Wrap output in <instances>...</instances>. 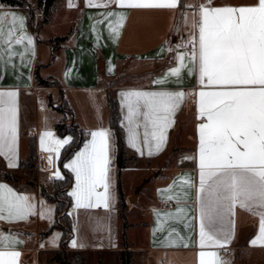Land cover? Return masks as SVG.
<instances>
[{
    "label": "crops",
    "instance_id": "crops-1",
    "mask_svg": "<svg viewBox=\"0 0 264 264\" xmlns=\"http://www.w3.org/2000/svg\"><path fill=\"white\" fill-rule=\"evenodd\" d=\"M47 1L26 0L27 7L0 1V10L25 18L24 29L14 33V36L24 37L21 43L13 40L10 48L0 45V92L17 93L16 166L10 167L4 156H0V165L19 170L20 164L29 158L32 139L36 148L32 163L34 185L20 187L15 182L0 180V184L15 193L28 196L35 206L33 214L24 220L0 219V235L6 238L0 240V251L19 252L15 264H42V253L62 246L64 230L52 228L57 219L56 203L42 194L41 187L52 192L53 180L64 177L60 157L74 135H61L55 125L69 108L70 124L86 131L87 137L65 162V167L92 140V132L104 129L111 135L107 208L102 203L99 207H77L76 198L70 195L76 188V174L66 167L74 177L68 189L71 234L65 241L67 250L83 253L90 264H122L123 250L130 252L131 264H199L201 250L216 251L221 259L234 264L237 260L233 253L238 248L249 255L244 264H264V244L251 243L259 235L260 217L239 206L232 217L234 233L230 242L224 248L201 249L199 193L197 188L183 183L186 178L197 185L199 182L198 125L204 120L199 116L198 92L210 89L200 83L198 70L189 62L186 54L191 51L190 46H177L186 43L189 33L195 32L191 25L194 10L183 5H199L203 0H179L176 9H134L108 0H92L91 3L89 0H54L47 21L41 22ZM254 3L256 0H212L213 7ZM28 9L33 14L32 24ZM108 13L124 14L122 25L118 26L117 15ZM9 26L6 20L5 33ZM27 37H31V44ZM182 54L187 66L180 69L178 76L172 75L171 69L180 67L177 57ZM40 79L51 83L45 85ZM131 90L185 94L172 117L174 123L166 132V142L159 152L153 149L152 155H148L144 144L143 116L137 118L141 124L138 148L128 144V111L121 93ZM109 93L119 102L126 145L127 163L121 170L116 161ZM68 138H71L70 143L59 146L58 153L45 150L57 147L55 140ZM57 172L60 178L55 176ZM119 178L126 203L124 217ZM97 191L103 189L98 187ZM92 203H96L95 199ZM165 203L171 205L165 206ZM178 209H184L182 216L168 217ZM74 240L76 246H73ZM170 244L174 246H167ZM3 259L12 260L9 256Z\"/></svg>",
    "mask_w": 264,
    "mask_h": 264
},
{
    "label": "snow or ice",
    "instance_id": "snow-or-ice-1",
    "mask_svg": "<svg viewBox=\"0 0 264 264\" xmlns=\"http://www.w3.org/2000/svg\"><path fill=\"white\" fill-rule=\"evenodd\" d=\"M108 2L134 9L179 6V0ZM183 6L194 10L191 25L195 32H190V39L177 47L190 46L191 51L186 54L189 62L198 70L200 83L210 89L198 92L199 116L204 120L198 125L199 182L197 185L191 178L183 181L199 193V247L224 248L230 242L236 206L259 215V235L251 243L264 244V0H256L252 5L219 7H213L212 0H203L199 5ZM108 15L119 17L118 26L125 18L122 13ZM182 19L187 24L184 13ZM6 20L10 22L7 33L3 27ZM24 23L23 16L0 10V45L10 48L13 40L21 43L24 37L14 33L22 31ZM27 42L32 43L31 37H27ZM177 59L180 67L171 69V74L176 76L187 66L183 63L185 54ZM184 95L168 91L122 92V102L128 111V144L138 148L141 124L137 118L143 116L148 155L153 154V149L159 152ZM16 96L15 91L0 92V156L8 159L10 167L16 166ZM110 135L104 129L92 132V140L66 165L76 174V188L70 195L76 198L77 207H99L101 203L106 208L109 206ZM70 139L55 140L57 147L45 150L58 153L59 146L70 143ZM41 143L43 147V137ZM48 159L51 161V157ZM55 176L60 178L59 172ZM98 187L103 191L98 192ZM34 207L28 196L0 184V219L24 220L33 214ZM183 214L184 209H178L168 217L179 218ZM3 239L6 238L0 235V240ZM72 243L76 246L75 240ZM19 255L15 251H0V264H15ZM5 256L12 260L5 261ZM199 258V264H228L216 251L201 250Z\"/></svg>",
    "mask_w": 264,
    "mask_h": 264
},
{
    "label": "trees",
    "instance_id": "trees-1",
    "mask_svg": "<svg viewBox=\"0 0 264 264\" xmlns=\"http://www.w3.org/2000/svg\"><path fill=\"white\" fill-rule=\"evenodd\" d=\"M1 2L8 3L10 5H18L27 7L26 0H0ZM54 0H48L44 6V16L41 22H46L48 15L51 12V7ZM29 21L30 24L33 23V14L28 9ZM40 81L45 85H50L49 80L40 79ZM108 100L110 103V122L111 126L114 129L115 139H116V161L119 169L121 170L126 166V145L123 136V128L120 124V110L118 99L112 94L109 93ZM67 108V106L65 107ZM68 112L64 115V118L58 122L55 127L61 135L67 133H72L74 135L73 141L67 145L61 154L60 157V166L63 169L64 177L61 179L53 180L56 195L49 193L44 186L41 187V192L48 199L56 203V222L52 228H62L64 230V238L62 240V246L59 249L53 250L51 252L42 253L40 261L42 264H90L87 257L78 251H70L65 247V241L71 234V218L68 214V209L71 205V197L68 194V189L71 187L74 181L73 174L66 169L65 162L74 154V152L82 145L83 141L87 137L86 131L79 128L77 125L70 124V114L71 109L67 108ZM31 151L29 158L26 161H23L20 164V168L23 167H33L32 163L35 158V141L32 139L30 141ZM16 176L15 170L8 169L0 165V180H7L15 182L14 178ZM28 184L34 185V182L31 181ZM119 195H120V204L122 208V216L124 217V208L126 206L121 179L118 181ZM123 239L125 240L124 234ZM126 243V242H125ZM122 264H131V254L127 250L121 252Z\"/></svg>",
    "mask_w": 264,
    "mask_h": 264
},
{
    "label": "rangeland",
    "instance_id": "rangeland-1",
    "mask_svg": "<svg viewBox=\"0 0 264 264\" xmlns=\"http://www.w3.org/2000/svg\"><path fill=\"white\" fill-rule=\"evenodd\" d=\"M16 172V176L14 178L15 183L20 186H27L29 185L28 183L32 181V176L34 175V169L33 167H26V168H21L19 170H15ZM133 172V171H131ZM49 192V191H48ZM53 195H56L57 192L55 191V187H54V183L52 182V192H49ZM234 258L237 261H234V264H241V263H245L244 260H246L248 258V253L244 250V249H236L233 253Z\"/></svg>",
    "mask_w": 264,
    "mask_h": 264
},
{
    "label": "built area",
    "instance_id": "built-area-1",
    "mask_svg": "<svg viewBox=\"0 0 264 264\" xmlns=\"http://www.w3.org/2000/svg\"><path fill=\"white\" fill-rule=\"evenodd\" d=\"M164 205H165V206H169V205H171V203H165Z\"/></svg>",
    "mask_w": 264,
    "mask_h": 264
},
{
    "label": "bare ground",
    "instance_id": "bare-ground-1",
    "mask_svg": "<svg viewBox=\"0 0 264 264\" xmlns=\"http://www.w3.org/2000/svg\"><path fill=\"white\" fill-rule=\"evenodd\" d=\"M45 166H47V164L45 163Z\"/></svg>",
    "mask_w": 264,
    "mask_h": 264
}]
</instances>
